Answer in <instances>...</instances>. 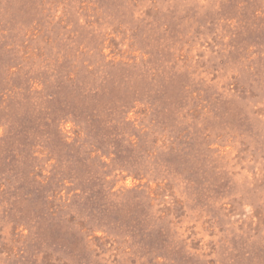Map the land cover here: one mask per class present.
<instances>
[{"label": "rangeland", "instance_id": "rangeland-1", "mask_svg": "<svg viewBox=\"0 0 264 264\" xmlns=\"http://www.w3.org/2000/svg\"><path fill=\"white\" fill-rule=\"evenodd\" d=\"M0 264H264V0H0Z\"/></svg>", "mask_w": 264, "mask_h": 264}]
</instances>
